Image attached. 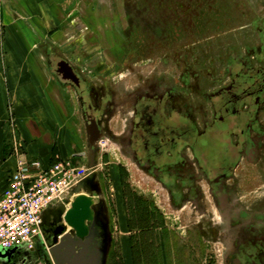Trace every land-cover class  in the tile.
Returning <instances> with one entry per match:
<instances>
[{"label":"rangeland","instance_id":"obj_1","mask_svg":"<svg viewBox=\"0 0 264 264\" xmlns=\"http://www.w3.org/2000/svg\"><path fill=\"white\" fill-rule=\"evenodd\" d=\"M105 3L113 8L108 11L112 15L70 17L65 23L75 24L74 29L47 34L36 32L27 17H8L0 12V76L5 73L6 60L24 61L25 65L17 67L32 76L36 72L28 65L29 58L40 62L44 53L51 57L58 54L68 59L86 85L110 87L116 92V109L104 120L92 167L88 166L76 95L70 104L79 147L68 160L77 174L70 198L92 192L94 218L88 225L90 232L103 234L102 264H222L227 232H217L205 220L213 219L214 227L219 224L216 208H207L205 217L191 213L188 205L174 210L166 192L139 172L129 158L122 157L120 107L145 83L169 84L192 106L205 105L207 94L219 87L215 77L226 78V60L231 54L248 52L251 57L249 52L254 51L264 55V0ZM1 4L0 0V8ZM36 69L41 71V66ZM1 122V137L22 148L18 127L24 122L21 125L14 103L6 104ZM246 179L249 191L242 192L241 201L262 200L264 192L258 189L259 183L255 185L257 178ZM251 184L254 188H249ZM68 209L67 201L61 212ZM60 223L65 225L62 218ZM71 232L66 226V233ZM38 264L49 263L40 258Z\"/></svg>","mask_w":264,"mask_h":264},{"label":"flooded vegetation","instance_id":"obj_2","mask_svg":"<svg viewBox=\"0 0 264 264\" xmlns=\"http://www.w3.org/2000/svg\"><path fill=\"white\" fill-rule=\"evenodd\" d=\"M249 53L251 57L248 52L230 55L226 78L215 77L219 87L207 94L205 105L192 106L169 84L145 83L120 107L122 157L166 192L174 210L188 205L191 213L205 217L207 208H216L219 224L214 227L213 219L205 220L217 232H227L222 264H264V198L242 202L240 197L249 191L244 185L248 177L257 178L255 185L259 183L258 189L264 192V55ZM50 57L46 56L49 63ZM52 59V73L58 75V64L65 59L58 54ZM65 61L80 79L78 87L67 84L79 101L85 136L88 139L93 121L98 144L104 120L116 109V92L86 85L77 69ZM54 218L42 226V240L30 251H18L9 264H38L40 258L53 264L49 246L61 225L60 218L57 222ZM91 233L102 242L101 231Z\"/></svg>","mask_w":264,"mask_h":264},{"label":"crops","instance_id":"obj_3","mask_svg":"<svg viewBox=\"0 0 264 264\" xmlns=\"http://www.w3.org/2000/svg\"><path fill=\"white\" fill-rule=\"evenodd\" d=\"M1 1V15L27 17L34 30L42 34L74 29L75 24L65 23L67 18L110 16L112 13L108 11L113 10L105 3L107 0H98L100 3L97 5L94 3L96 0ZM49 59L53 63V59ZM51 62L45 53L40 57V62L29 58L28 65L36 72L32 76L17 67L25 65L24 61L9 59L3 63L5 73L0 76V119L4 122L5 106L11 102L14 103L16 115L22 119L21 125L24 124L18 127V135L23 139L22 148L6 142L0 133V195L8 176L16 168V152L25 154L28 159L38 161L42 168H47L55 161L71 160L72 155L79 150L75 143L77 136L70 105L74 102L75 94L71 86L52 73ZM39 65L43 72L36 69ZM84 141L88 148L86 136Z\"/></svg>","mask_w":264,"mask_h":264},{"label":"built area","instance_id":"obj_4","mask_svg":"<svg viewBox=\"0 0 264 264\" xmlns=\"http://www.w3.org/2000/svg\"><path fill=\"white\" fill-rule=\"evenodd\" d=\"M16 154V168L0 195V251L32 250L42 240L44 212L71 203L77 185L69 161L42 168L38 161Z\"/></svg>","mask_w":264,"mask_h":264},{"label":"water","instance_id":"obj_5","mask_svg":"<svg viewBox=\"0 0 264 264\" xmlns=\"http://www.w3.org/2000/svg\"><path fill=\"white\" fill-rule=\"evenodd\" d=\"M58 66L60 67L57 70L59 76L54 75L60 78L62 82L66 84L70 82L75 87H78L80 79L72 66L65 60H61ZM90 123V127L87 130V144L88 166L92 167L97 148V140L93 134L95 124L93 121H90ZM93 208L92 192L87 191V195H79L72 199L70 209L64 214L61 211L55 214H51L49 211L44 212L43 226H48L51 217L54 216V222L62 218L65 225L72 230V235L66 233V226L61 224L54 231V236L49 246L50 258L53 264H102V242L99 241L98 237L92 236L93 234L90 232L88 225L94 218ZM20 250L22 251L19 248L1 250L0 264L12 263V257ZM20 264H23V262Z\"/></svg>","mask_w":264,"mask_h":264}]
</instances>
